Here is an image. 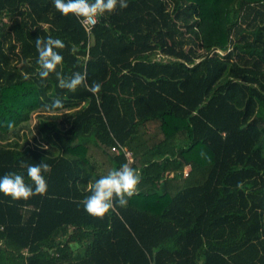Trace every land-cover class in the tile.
I'll list each match as a JSON object with an SVG mask.
<instances>
[{
	"label": "trees",
	"instance_id": "16d2710c",
	"mask_svg": "<svg viewBox=\"0 0 264 264\" xmlns=\"http://www.w3.org/2000/svg\"><path fill=\"white\" fill-rule=\"evenodd\" d=\"M127 4L87 29L53 0H0V177L34 188L24 165L51 166L44 195L0 193V264H264V0ZM48 36L56 71L98 94L39 77ZM125 163L137 193L89 215V184Z\"/></svg>",
	"mask_w": 264,
	"mask_h": 264
},
{
	"label": "clouds",
	"instance_id": "9594fccd",
	"mask_svg": "<svg viewBox=\"0 0 264 264\" xmlns=\"http://www.w3.org/2000/svg\"><path fill=\"white\" fill-rule=\"evenodd\" d=\"M54 7L62 15L68 16L72 14L78 18H83L84 21H91L94 24L97 18L105 13H113L117 6L123 9L128 6L127 0H53ZM35 47L38 53L37 64L40 71L39 77L46 80L50 73L55 72L58 80V86L61 89H67L75 92L76 89L83 85L93 95L101 91V84L86 83V72H74L70 77H65L57 72V66L63 61V56L57 49H64L65 44L60 39H54L48 36L46 39L37 37ZM24 79H28L27 73L23 74ZM45 110L54 112L57 109L63 108V102L57 98L51 104H46ZM7 127L11 129L13 125L8 123ZM41 149H47L48 145H40ZM27 169L26 175L34 184H26L24 175L10 172L0 177V193L5 196H10L14 200H27L34 195H44L47 192V182L44 173L51 171V166L48 163L41 162L39 164L24 165ZM141 176L137 170L130 166V163H125L119 168L110 169L106 174L101 175L94 182L89 184L86 195L81 203L84 210L94 217L103 218L117 203L124 207L138 191V184Z\"/></svg>",
	"mask_w": 264,
	"mask_h": 264
},
{
	"label": "rangeland",
	"instance_id": "374dc122",
	"mask_svg": "<svg viewBox=\"0 0 264 264\" xmlns=\"http://www.w3.org/2000/svg\"><path fill=\"white\" fill-rule=\"evenodd\" d=\"M256 7L257 8H259V6L258 5H256ZM150 57H157V55L155 54V55H152V56H150ZM24 132L27 134V136L28 137H30V135H31V122H27L26 124H25V127H24ZM29 140H30V138H29ZM140 155V154H139ZM141 156V155H140ZM140 156H138L137 158L138 159H140ZM142 158L144 159V157L142 156ZM99 160H101V159H99ZM171 175V174H170Z\"/></svg>",
	"mask_w": 264,
	"mask_h": 264
},
{
	"label": "built area",
	"instance_id": "2783aa9c",
	"mask_svg": "<svg viewBox=\"0 0 264 264\" xmlns=\"http://www.w3.org/2000/svg\"><path fill=\"white\" fill-rule=\"evenodd\" d=\"M82 22L86 26L87 29H89L90 26L92 25V22L91 21H84L83 20ZM112 150L116 151L117 150V147L112 146ZM126 154L129 155V157H130V152L127 151Z\"/></svg>",
	"mask_w": 264,
	"mask_h": 264
},
{
	"label": "crops",
	"instance_id": "0c3cea01",
	"mask_svg": "<svg viewBox=\"0 0 264 264\" xmlns=\"http://www.w3.org/2000/svg\"><path fill=\"white\" fill-rule=\"evenodd\" d=\"M149 131H150V129H149ZM147 132V134H146V137L148 138L147 140H149L150 139V132ZM149 143V142H148ZM91 147H94L93 145L91 146ZM144 157H147V159H149L150 158V155H149V153L148 154H146V155H144ZM187 170H188V166H186L185 167V169H184V175H185V173L187 172ZM172 175V174H171Z\"/></svg>",
	"mask_w": 264,
	"mask_h": 264
},
{
	"label": "bare ground",
	"instance_id": "6f19581e",
	"mask_svg": "<svg viewBox=\"0 0 264 264\" xmlns=\"http://www.w3.org/2000/svg\"><path fill=\"white\" fill-rule=\"evenodd\" d=\"M177 185V184H176Z\"/></svg>",
	"mask_w": 264,
	"mask_h": 264
}]
</instances>
